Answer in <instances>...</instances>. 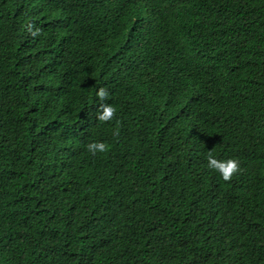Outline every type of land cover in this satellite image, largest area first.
<instances>
[{
  "label": "trees",
  "instance_id": "obj_1",
  "mask_svg": "<svg viewBox=\"0 0 264 264\" xmlns=\"http://www.w3.org/2000/svg\"><path fill=\"white\" fill-rule=\"evenodd\" d=\"M0 264H264V0H0Z\"/></svg>",
  "mask_w": 264,
  "mask_h": 264
},
{
  "label": "clouds",
  "instance_id": "obj_2",
  "mask_svg": "<svg viewBox=\"0 0 264 264\" xmlns=\"http://www.w3.org/2000/svg\"><path fill=\"white\" fill-rule=\"evenodd\" d=\"M35 35V33H33ZM97 97L103 100L108 96L107 91L100 87L96 93ZM100 111L98 112V119L100 121H108L113 118L116 108L110 104H101ZM87 151L93 155L97 153H106L109 149V145L104 142L94 141L86 145ZM207 166L210 169H213L220 178L224 181H229L234 173L239 170V161L235 158L228 159H217L212 155H209L207 158Z\"/></svg>",
  "mask_w": 264,
  "mask_h": 264
}]
</instances>
